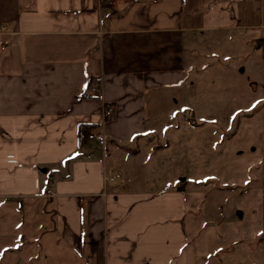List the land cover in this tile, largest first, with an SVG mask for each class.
Returning <instances> with one entry per match:
<instances>
[{"label":"crops","instance_id":"crops-1","mask_svg":"<svg viewBox=\"0 0 264 264\" xmlns=\"http://www.w3.org/2000/svg\"><path fill=\"white\" fill-rule=\"evenodd\" d=\"M261 1L0 0L1 208L12 210L13 200L22 208L23 197L55 204L51 217L31 222L40 234L29 262L70 264L75 250L81 260L101 251V264L191 262L178 182L182 127L195 126L172 118L194 112L199 37L206 44L238 29L252 37L264 29L255 22ZM164 130L180 136L173 143ZM91 131L99 135L89 139ZM235 215L219 221L222 245L193 252L194 262L242 263L236 238L251 240L262 227L251 212ZM43 226L67 247L39 241ZM203 240L194 235L195 250ZM248 254L249 264H264V239Z\"/></svg>","mask_w":264,"mask_h":264},{"label":"rangeland","instance_id":"rangeland-1","mask_svg":"<svg viewBox=\"0 0 264 264\" xmlns=\"http://www.w3.org/2000/svg\"><path fill=\"white\" fill-rule=\"evenodd\" d=\"M260 3L264 4V0ZM257 16L255 22L263 23L264 6ZM254 18V13L249 15V19ZM250 32L252 37H246L240 29L225 31L216 35V41L206 44V35L199 37L197 65L192 69L194 112L183 108L172 118L175 122L187 119L195 126L183 125L184 145L179 149V153L183 149L184 177L178 185L186 209L183 225L189 264H202L191 259L193 252L211 251L222 245L217 237L223 216L229 215L230 220L236 212H251L256 225L262 227L251 240L236 238L233 247L244 254L238 257L243 260L241 264H249L248 253L258 239H264V29ZM163 134L173 143L180 136L177 130H164ZM190 139L193 144L189 145ZM177 163L180 164V157ZM154 188L150 186L151 193ZM3 200L0 198V264H32L27 252L31 240L40 233L33 232L35 226L31 222L39 214L51 217L55 204L52 199L23 197L22 208L13 200L12 210H4ZM5 202L9 204L11 200ZM37 203H42L43 209L36 208ZM41 232L39 241L56 240L54 250L67 247L62 235L57 237L50 226H43ZM194 235L204 238L196 250ZM74 252L70 264L92 260L101 264V251L82 260L78 251Z\"/></svg>","mask_w":264,"mask_h":264},{"label":"built area","instance_id":"built-area-1","mask_svg":"<svg viewBox=\"0 0 264 264\" xmlns=\"http://www.w3.org/2000/svg\"><path fill=\"white\" fill-rule=\"evenodd\" d=\"M107 1H110V0H107ZM97 88H98V84L95 83L91 87V90L92 91H95ZM109 113H110V109H107V111H105L104 114L107 116ZM98 135L99 134H97V132L91 131V133L88 135V138L89 139H95ZM110 176H111V180L113 181V183L122 184L124 182L123 179H122V177H121V175L119 174L118 170H116V169H112L110 171Z\"/></svg>","mask_w":264,"mask_h":264},{"label":"water","instance_id":"water-1","mask_svg":"<svg viewBox=\"0 0 264 264\" xmlns=\"http://www.w3.org/2000/svg\"><path fill=\"white\" fill-rule=\"evenodd\" d=\"M42 172H46V169L41 170Z\"/></svg>","mask_w":264,"mask_h":264},{"label":"trees","instance_id":"trees-1","mask_svg":"<svg viewBox=\"0 0 264 264\" xmlns=\"http://www.w3.org/2000/svg\"><path fill=\"white\" fill-rule=\"evenodd\" d=\"M263 106H264V102H263Z\"/></svg>","mask_w":264,"mask_h":264},{"label":"snow or ice","instance_id":"snow-or-ice-1","mask_svg":"<svg viewBox=\"0 0 264 264\" xmlns=\"http://www.w3.org/2000/svg\"><path fill=\"white\" fill-rule=\"evenodd\" d=\"M255 106V105H254Z\"/></svg>","mask_w":264,"mask_h":264}]
</instances>
